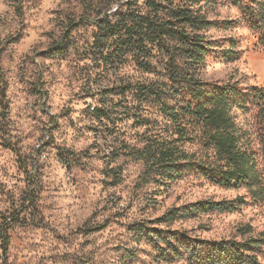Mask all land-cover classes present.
Returning <instances> with one entry per match:
<instances>
[{
  "label": "clouds",
  "instance_id": "clouds-1",
  "mask_svg": "<svg viewBox=\"0 0 264 264\" xmlns=\"http://www.w3.org/2000/svg\"><path fill=\"white\" fill-rule=\"evenodd\" d=\"M244 2L0 0V264H156L173 236L216 231L233 211L207 238L255 240L246 264H264V180L208 191L227 167L208 147L221 123L189 107L220 113L264 168V0ZM193 42L210 48L199 61Z\"/></svg>",
  "mask_w": 264,
  "mask_h": 264
},
{
  "label": "trees",
  "instance_id": "trees-1",
  "mask_svg": "<svg viewBox=\"0 0 264 264\" xmlns=\"http://www.w3.org/2000/svg\"><path fill=\"white\" fill-rule=\"evenodd\" d=\"M238 8L245 7V4L241 0H233ZM181 21L187 19L184 15L177 13ZM252 27H259V21L257 17H253L249 21ZM216 23H208L206 28H210ZM142 26L152 30L154 36H163L166 34L164 29H156L153 26L152 21H142ZM169 27L173 33L177 32V29L172 27V22H169ZM182 41L184 39L183 34L179 37ZM138 39V38H137ZM133 37H127L122 43H131ZM158 44L161 41H157ZM210 51V48H205L198 42H193L189 45V49L185 50V54L189 55L193 61H199L202 56ZM256 101L264 99V92H257L254 96ZM193 109V115L197 117H207L210 122L221 123V130L217 132V140L214 144H209V149H215L217 154H223L226 157L227 167L219 170L218 178L211 180L210 183L224 187V188H240V187H253L254 185L261 184L264 180V169L258 163L257 155H259L255 149L244 148L241 150H235L236 145L245 139L244 135H239L228 131V126L221 120L220 113H205L198 105H189ZM261 141L264 142V135H261ZM207 178V177H206ZM264 191V188H261ZM190 218V217H188ZM181 220L185 219L183 217ZM171 218H158L156 223L168 224ZM165 229H160L158 232H152L149 234L151 238H161L160 233ZM172 232V229H167ZM174 241V242H172ZM172 241H169L168 246L162 249L156 254V259L167 262L175 260H185L188 264H246L247 253L255 250L258 247V243L253 240L244 248L243 251L239 249L229 248L226 242H218L213 239L200 238L197 236H187L181 233L172 237Z\"/></svg>",
  "mask_w": 264,
  "mask_h": 264
},
{
  "label": "rangeland",
  "instance_id": "rangeland-1",
  "mask_svg": "<svg viewBox=\"0 0 264 264\" xmlns=\"http://www.w3.org/2000/svg\"><path fill=\"white\" fill-rule=\"evenodd\" d=\"M241 2H243L245 4L244 0H241ZM211 6L213 8L220 9L221 12H228L232 8H238L235 5V1H233V0H211ZM231 28H232L231 25H226V26H223V27H218L217 25H214V26L210 27L209 29H213L215 32L219 33V32H229V31H231ZM255 28L256 27H252V24L249 22L248 30L252 31ZM226 39L232 40L234 38L233 37H227ZM232 47L234 49L236 47V45L233 44ZM241 47H242V44H241ZM259 59L261 61H264V57H261ZM257 159H258V163H259V165L261 167L262 161L259 159V155H257ZM262 169H264V168L261 167V170ZM241 188H244V187H240V188H224V187H221V186L217 187V185H215L213 183H209V185L207 186V190L208 191L216 190L218 192L238 191ZM177 191H179V189H177ZM196 194H202V191H198ZM245 208H246V210L249 213L258 210V209L255 208V205L249 206L247 203L245 204ZM205 214L207 215V213H205ZM192 219H195V217H190V218H187V219H183V222L185 224H188V223H190V221ZM234 220H235V212L234 211L230 212L228 215L224 216L225 225H227L230 222H233ZM225 225H221L216 231H213L212 228H210V227H206V226H204L202 224H198L197 228L200 230V235H197V237L207 238L209 236H215L217 234V232L225 230ZM156 258L157 257L155 255L154 259L156 261V264H180L181 261H183L184 264H188L185 260H175V261L167 262V261H163V260H158Z\"/></svg>",
  "mask_w": 264,
  "mask_h": 264
}]
</instances>
